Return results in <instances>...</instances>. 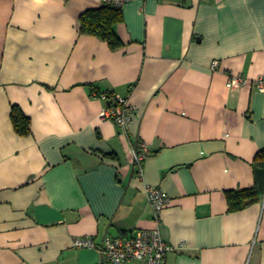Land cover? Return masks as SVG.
Returning a JSON list of instances; mask_svg holds the SVG:
<instances>
[{
	"label": "crops",
	"instance_id": "0c3cea01",
	"mask_svg": "<svg viewBox=\"0 0 264 264\" xmlns=\"http://www.w3.org/2000/svg\"><path fill=\"white\" fill-rule=\"evenodd\" d=\"M101 7L0 0V264H105L74 240L154 229L147 186L170 199L164 241L184 244L168 264H264V0L133 2L116 52L80 32ZM234 76L250 83L229 89ZM108 91L138 110L127 135L101 117ZM137 137L150 152L142 180ZM245 190L259 201L231 212L227 193Z\"/></svg>",
	"mask_w": 264,
	"mask_h": 264
},
{
	"label": "built area",
	"instance_id": "2783aa9c",
	"mask_svg": "<svg viewBox=\"0 0 264 264\" xmlns=\"http://www.w3.org/2000/svg\"><path fill=\"white\" fill-rule=\"evenodd\" d=\"M136 1L146 0H101L102 5H110L119 9H124ZM219 66V62L215 61L211 68L217 71ZM249 83L250 81L244 76H234L228 81L227 87L235 89ZM256 88L264 93V79L256 81ZM98 97L108 102L101 117L115 122L123 134L127 135L129 127L138 114L137 108L130 103L129 98L111 91L98 95ZM149 153L148 146L137 137L131 147V155L133 170L138 179L144 178V162ZM145 193L156 225L154 229L138 231L128 237H106L101 245H97L89 236L78 238L74 240V247L98 251L100 255L106 257L105 264H168V255L184 247V244L174 246L166 243L161 234L162 214L169 205L170 199L158 187L147 186Z\"/></svg>",
	"mask_w": 264,
	"mask_h": 264
},
{
	"label": "trees",
	"instance_id": "16d2710c",
	"mask_svg": "<svg viewBox=\"0 0 264 264\" xmlns=\"http://www.w3.org/2000/svg\"><path fill=\"white\" fill-rule=\"evenodd\" d=\"M123 20V9L102 5L100 9L86 11L80 16V32L82 35L97 38L108 44L109 48L116 52L124 47L117 33V26ZM11 121L15 133L20 137H29L32 134L31 119L16 106L13 107ZM259 156L264 159V151ZM259 199V193L256 190L227 193L231 212L245 210Z\"/></svg>",
	"mask_w": 264,
	"mask_h": 264
}]
</instances>
